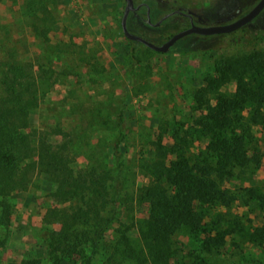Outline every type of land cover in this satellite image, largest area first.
<instances>
[{"label":"rangeland","instance_id":"1","mask_svg":"<svg viewBox=\"0 0 264 264\" xmlns=\"http://www.w3.org/2000/svg\"><path fill=\"white\" fill-rule=\"evenodd\" d=\"M178 1L181 4L160 0L159 9L164 14L180 7L193 10L202 24L212 25L243 15L259 0ZM47 3L54 22L46 41L31 27L29 0L0 2V54L10 53L12 60L35 65L39 105L31 115V128L60 126L68 132L67 137L51 133L48 140L69 146L76 172L97 166L113 174L105 211L108 229L99 246L85 248L89 264H138L126 255L123 236L132 246H140L138 227L148 212L138 203V195L152 181L149 165L155 158L156 142L162 139L172 144L168 129L180 121L188 124L202 113L193 95L220 56L253 47L264 49V11L234 35H191L174 50L158 52L125 36L121 24L125 0ZM189 25L181 13L172 14L159 26L150 24L143 8L128 18L132 32L157 44ZM254 132L260 136L259 127ZM261 138L244 151L241 161L231 168L232 176L223 181L231 205L207 208V221L222 213L225 225L234 218L245 226L263 224L264 209L255 202L246 203L242 196L249 187L264 192ZM31 177L26 190L15 191L9 198L10 224L0 221V264H23L24 259L34 258L41 264H57L50 258L48 240L52 230L60 229L62 212L71 203L54 196L58 184L46 173L35 169ZM227 242L223 250L207 251L200 236L183 228L174 235L177 250L172 264H264V248L243 242L237 234L228 236ZM59 264H81V258L74 255Z\"/></svg>","mask_w":264,"mask_h":264},{"label":"trees","instance_id":"2","mask_svg":"<svg viewBox=\"0 0 264 264\" xmlns=\"http://www.w3.org/2000/svg\"><path fill=\"white\" fill-rule=\"evenodd\" d=\"M171 2L181 4L178 0ZM159 3L141 0L137 4H142L146 13L149 8L151 21L157 22L166 14ZM27 5L32 29L47 41L54 22L47 0H29ZM134 13L138 10L130 14ZM239 30H246V26L218 35H234ZM191 35L177 41L171 50ZM135 50L136 45L134 58ZM9 55L0 54V221L4 226L10 224L9 198L13 192L29 187L32 171L46 173L58 184L54 196L71 203L68 211L62 212L60 229L50 232V258L59 264L77 255L81 264H89L91 257L85 255V248L99 246L108 229L105 211L113 174L97 166L76 172L69 146L48 140L51 133L67 137L68 132L60 126L51 130L31 128V115L39 105V77L35 65L22 64ZM203 82L193 95L202 113L188 124L180 121L168 129L172 144L162 139L156 142L155 158L149 165L152 181L138 195V203L148 212L138 227L140 249L123 236L126 255L138 264H172L177 250L174 235L183 228L200 236L202 248L207 251L223 250L232 234L264 248V222L252 227L234 218L225 225L222 213L206 220L207 208L231 205L223 181L232 176L231 168L241 161L244 151L264 138V49L253 47L220 56ZM255 126L260 136L255 134ZM242 196L246 203L255 202L264 209V192L257 187L247 188ZM23 264H41V260L24 259Z\"/></svg>","mask_w":264,"mask_h":264},{"label":"water","instance_id":"3","mask_svg":"<svg viewBox=\"0 0 264 264\" xmlns=\"http://www.w3.org/2000/svg\"><path fill=\"white\" fill-rule=\"evenodd\" d=\"M126 6L124 9V13L122 16V29L125 34V36L134 41H139L141 43H144L148 47L154 49L158 52H167L171 49V47L180 39L185 38L191 34H200V35H218V34H225V33H231L234 32L245 25L251 23L263 10H264V0H259L253 8H251L248 12L244 13L243 15L232 19V18H226L224 21H218L216 24L212 25H205V24H197L193 20V12H184V14L189 15L192 18L191 25L185 29H182L176 33H174L168 40H166L162 44H157L143 35L137 34L132 32L128 27V18L131 12L137 11L142 4H136L135 0H125ZM181 10L176 9L172 12L167 13L164 15L160 20L153 23L151 21L150 16V9H147V16H148V22L150 24H154L156 26L161 25L162 21L166 18H168L170 15L174 13H178ZM183 12V11H181ZM201 19V17H199Z\"/></svg>","mask_w":264,"mask_h":264},{"label":"flooded vegetation","instance_id":"4","mask_svg":"<svg viewBox=\"0 0 264 264\" xmlns=\"http://www.w3.org/2000/svg\"><path fill=\"white\" fill-rule=\"evenodd\" d=\"M142 8V6L139 8V9H141ZM138 9V10H139ZM179 10H181V11H183V12H178V13H181L182 15H184V16H187V18L189 19V21H190V25H191V21H192V18L189 16V15H186V14H184V12H189V11H192L193 12V20H194V22L195 23H197V24H202L201 23V20H202V18L201 19H199V17H201V16H199L195 11H193V10H188V9H185V10H183V9H179ZM169 13V12H168ZM171 16V15H170ZM169 16V17H170ZM229 18H232V19H235V17L234 16H231V17H229ZM154 23V22H153ZM189 25V26H190ZM188 26V27H189ZM196 35H200V34H196ZM202 36H205V35H202ZM208 36H212V35H208Z\"/></svg>","mask_w":264,"mask_h":264}]
</instances>
